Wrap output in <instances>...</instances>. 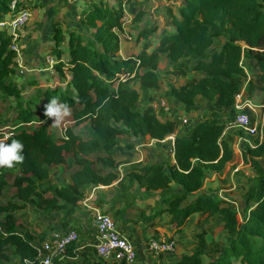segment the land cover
<instances>
[{
	"label": "trees",
	"instance_id": "16d2710c",
	"mask_svg": "<svg viewBox=\"0 0 264 264\" xmlns=\"http://www.w3.org/2000/svg\"><path fill=\"white\" fill-rule=\"evenodd\" d=\"M13 1L0 0V22L7 15L14 19L21 11H27L26 0H15L11 9ZM115 1L113 5L107 0H87L79 18L88 28V36L84 31L68 28L64 33L56 27L53 68L61 85L38 89L28 101L17 104L14 129L5 143L21 141L24 162L12 169L0 168V195L9 185L6 175L15 170L20 174L10 184L16 190L14 201L0 203V264H8V248L13 249L21 264H39L37 248L52 231H22L14 214L27 206L39 208L43 216L63 212L61 228L66 231L73 227L80 238L83 235L90 239L82 247L85 251L75 248L79 238L74 241L64 250L65 258L83 256L86 264H109L99 257L95 261L87 253L91 250L96 254L95 228L91 223L90 228L84 229L74 224L79 223L75 213L84 199L82 188L106 187L116 182L121 194L115 197L116 204H128L130 190L135 186L162 196L155 210L148 215L139 211L138 221L134 222L152 223L166 214L173 235L181 234L193 215L222 223L229 237L225 244L208 241L205 230L195 232L193 250L181 254L176 264H264V117L261 139L233 128L237 130L235 134L254 143L242 152L243 164L253 172L241 184L245 188L242 211L233 209L228 199L200 192L207 172H221L233 158L225 130L236 114L235 97L246 84V61L257 67V89L262 95L259 103L264 104V0H182L177 13L169 15L170 31L163 29L152 46L151 37L157 27H145L138 33L137 42L143 40L140 50L125 57L119 56L124 10L122 0ZM241 42L247 48H242ZM61 44L64 50L59 48ZM161 56L170 65L165 76L184 78L180 86L168 81L165 99L174 101L184 112L197 111V100L213 105L184 132H177L173 115L160 119L152 106L151 90L161 85L156 73ZM16 57L13 36L0 29V91L14 97L20 94L10 79L15 74ZM133 81L138 82L137 88L132 87ZM246 86L255 89L252 81ZM54 96L70 109L78 107L74 118L89 122L88 138L83 139L70 129L60 137L49 131L53 121L43 112L44 105ZM31 104H37V118ZM171 135V162L132 163L123 167L120 176L114 153L120 137L143 141L164 140ZM61 165L76 167L70 173V183L42 188L50 167ZM96 205L87 208L88 212L101 207ZM107 212H114L124 224L129 223L125 208L113 205Z\"/></svg>",
	"mask_w": 264,
	"mask_h": 264
},
{
	"label": "rangeland",
	"instance_id": "374dc122",
	"mask_svg": "<svg viewBox=\"0 0 264 264\" xmlns=\"http://www.w3.org/2000/svg\"><path fill=\"white\" fill-rule=\"evenodd\" d=\"M109 4H116L115 0H107ZM182 0H122L124 18L122 19L123 32L119 34L120 57H125L130 53L140 50L143 40H138V33L145 27L156 26L157 31L151 37L152 46L157 43L160 32L163 29H169L170 13H177V8ZM26 10L30 13L28 21L19 28L13 35L14 48L16 50V68L15 74L10 78L12 83L20 89L18 97L8 96L0 91V127L10 126L13 128L16 117L17 104L25 103L34 96L38 89L47 86L61 85V78L54 72L56 58L54 55L55 43L54 32L56 27L64 33L68 28L84 31L88 36L89 30L82 25L79 18L80 11L86 6L87 0H26ZM140 17V19H138ZM9 15L5 17L8 19ZM3 29V28H0ZM11 35V34H10ZM222 42L224 39L221 40ZM242 48H247L244 43H240ZM62 50L64 45H59ZM150 51V50H148ZM66 56L62 58L65 61ZM246 84L240 91V98L244 96L259 103L262 95L257 89L258 70L254 62H245ZM170 65L165 56H161L159 61L157 76L161 81L159 89L151 90L154 102L152 104L155 112L160 119L173 115L177 122V132H184L190 126V123L198 118L203 112H209L213 108L202 100H197V111L184 112L181 107L172 100L164 98L166 93V84L168 80L163 73L169 70ZM170 77V75H169ZM121 79L124 77L121 76ZM174 86H180L184 78L172 76L169 79ZM248 81L254 82L255 89H249L246 85ZM35 84V86H34ZM132 87L137 88L138 82L133 81ZM236 98V97H235ZM35 118L38 117L37 104H31ZM78 107L70 109V115L65 117L58 127H50L49 131L55 136L60 137L66 129L72 130L83 139L89 137L88 121H78L74 114ZM260 119V117L256 118ZM182 120L185 121L182 122ZM36 124V123H35ZM35 124L31 126H35ZM13 131V130H12ZM11 131V133H12ZM226 138L233 148L234 154L231 162L221 172L208 171L203 181L201 193H209L212 196L230 200V206L236 211L241 212L243 203L241 197L245 191L242 181L251 177L253 172L249 166L243 164L242 152L246 146H253V142L244 136L235 134L231 127L226 128ZM246 134V133H245ZM174 136V135H173ZM250 137V136H249ZM253 139H255L253 137ZM259 139V138H258ZM5 142L4 140H1ZM170 140L166 143H159L150 139L138 141L128 137H120V144L114 148L116 161L119 163L118 171L120 176L123 174V167L132 163H141L142 165L153 162H171ZM126 144L132 145L127 148ZM71 161L70 156H65ZM100 168V165H96ZM76 167L67 168L65 165L51 166L49 178L43 182L42 188L51 185H66L70 183V173ZM166 169V167H165ZM20 175L18 170L6 175L8 186L0 195V203L6 204L8 201H14L15 188L10 184L14 177ZM117 182L111 186L101 187L100 185H89L82 188L84 199L81 208L75 213V220L79 223L74 224L76 228H90L92 212H88L89 207H97L105 213H108L120 226L135 245L144 249L148 241L155 239L162 244L172 245L171 249L165 252H147L139 253V260L136 264H176L181 254L190 253L195 246L194 233L206 231V239L215 241L220 245L225 244L229 237L223 229L222 223L218 220H204V217L193 215L187 221L181 234L173 235V228L169 224L170 217L163 215L152 223L134 222L139 211L148 215L158 206L162 196L158 192L147 193L143 189L135 186L130 190V201L126 205L116 204L115 197L121 195L117 190ZM115 205L117 209L125 208V216L129 218V223L124 224L121 219L116 218L113 213L107 212L109 207ZM88 206V207H87ZM1 217V216H0ZM14 217L21 227L22 231L27 230L31 233H49L61 228L60 220L63 212H54L52 214L42 215L41 210L34 206H27L24 209L15 212ZM72 227V226H70ZM73 229V227H72ZM84 231V230H83ZM172 238V240H169ZM81 235L75 248L79 251H85L84 244L90 242V239ZM89 255L96 261L97 256L94 252L88 250ZM9 256L8 264H21L18 257L14 254L12 248L6 250ZM83 256L78 258H66L62 264H86ZM207 262L208 258L204 257ZM111 264V262H107Z\"/></svg>",
	"mask_w": 264,
	"mask_h": 264
},
{
	"label": "built area",
	"instance_id": "2783aa9c",
	"mask_svg": "<svg viewBox=\"0 0 264 264\" xmlns=\"http://www.w3.org/2000/svg\"><path fill=\"white\" fill-rule=\"evenodd\" d=\"M15 3V0L11 3V9L14 8ZM29 16L28 11H21L14 19L9 17L0 22V28L7 30L13 36L28 21ZM240 96L238 94L235 98L234 108L236 114L229 123V127L241 129L246 135L261 139L264 104L255 103L250 98L245 96L240 98ZM258 117L260 119H256ZM182 122L185 123L184 120ZM13 129L14 127L10 126L0 127V141H6L12 135L11 131ZM91 225L95 228L94 248L96 256L106 262L136 264L139 260V253L145 254V250L147 252H165L172 247V245L162 244L155 239H151L144 249H141L139 245L137 246L131 241L108 213L99 208H93ZM78 238L79 235L72 228L66 231L62 228L53 230L37 248L39 264H62L66 259L63 255L64 250Z\"/></svg>",
	"mask_w": 264,
	"mask_h": 264
},
{
	"label": "clouds",
	"instance_id": "9594fccd",
	"mask_svg": "<svg viewBox=\"0 0 264 264\" xmlns=\"http://www.w3.org/2000/svg\"><path fill=\"white\" fill-rule=\"evenodd\" d=\"M43 115L52 120L50 127H58L65 117L70 115V108L67 103H62L59 97H52L44 105ZM24 145L19 140H12L10 144L0 141V168L12 169L16 164L24 162Z\"/></svg>",
	"mask_w": 264,
	"mask_h": 264
},
{
	"label": "crops",
	"instance_id": "0c3cea01",
	"mask_svg": "<svg viewBox=\"0 0 264 264\" xmlns=\"http://www.w3.org/2000/svg\"><path fill=\"white\" fill-rule=\"evenodd\" d=\"M166 77H168L167 80L170 81L169 79L172 76H170V77L169 76H166ZM168 140H170L169 145L171 146L170 149H171V154H172V150H173V140H174V136L173 135L165 138L164 140H152V141L159 142V143L162 144V143H166ZM201 192H203V191H201Z\"/></svg>",
	"mask_w": 264,
	"mask_h": 264
}]
</instances>
